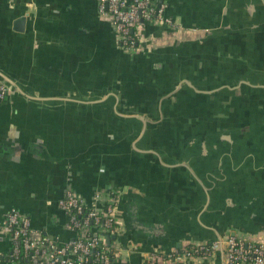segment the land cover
I'll return each instance as SVG.
<instances>
[{"label": "crops", "instance_id": "0c3cea01", "mask_svg": "<svg viewBox=\"0 0 264 264\" xmlns=\"http://www.w3.org/2000/svg\"><path fill=\"white\" fill-rule=\"evenodd\" d=\"M155 2L177 26L146 23L149 52L131 54L98 0H0V70L26 92L0 99V264L11 208L35 233L72 237L58 204L68 188L88 202L122 191L119 264L189 240L264 237V87L229 88L264 84V0Z\"/></svg>", "mask_w": 264, "mask_h": 264}, {"label": "built area", "instance_id": "2783aa9c", "mask_svg": "<svg viewBox=\"0 0 264 264\" xmlns=\"http://www.w3.org/2000/svg\"><path fill=\"white\" fill-rule=\"evenodd\" d=\"M100 14L108 15L116 31L119 47L127 53H148L143 45L146 23L175 28L177 24L165 10V3L155 0H98ZM180 28V26H178ZM13 90L0 82V99ZM122 191L113 186L98 189L92 200L68 188L59 206L68 217L73 233L65 242L56 237L35 233L27 214L11 208L1 221L11 236L10 264H119L127 260L119 247L107 239L123 231L120 217ZM222 246L224 264H264V237L247 238L231 234L222 240H189L179 249L141 253L143 264H185L187 261H210ZM132 246L131 250H137Z\"/></svg>", "mask_w": 264, "mask_h": 264}, {"label": "water", "instance_id": "95a60500", "mask_svg": "<svg viewBox=\"0 0 264 264\" xmlns=\"http://www.w3.org/2000/svg\"><path fill=\"white\" fill-rule=\"evenodd\" d=\"M21 21H24L25 18H21ZM0 82L6 84L9 88H11L13 90V92H21L22 94H26L25 90L13 79L11 78L9 75H7L5 72L0 70ZM248 84L250 86H254V87H258V86H262L264 87V84L262 85H257L252 83L251 81H247V80H240L238 81L236 84L229 86V88L231 90H234L235 88L242 86V84ZM220 88H216L213 89L212 91H218ZM198 92H202V93H208L210 91L207 90H197ZM28 97H31V100L37 101V102H44V103H53V102H57V101H71V102H76L79 99L78 98H74V97H54V98H43V97H39L37 95H30ZM102 99H98L97 101H101ZM85 101V100H84ZM89 102H95L92 99L88 100ZM142 119L144 120L145 117H142ZM123 234V231L121 232V234L117 235V236H112V238H108L107 239V243L108 244H113L115 246H118V244L116 243L117 239L119 236H121ZM218 253L221 254V256L223 257L224 255V251L222 246H220ZM217 253V254H218Z\"/></svg>", "mask_w": 264, "mask_h": 264}, {"label": "bare ground", "instance_id": "6f19581e", "mask_svg": "<svg viewBox=\"0 0 264 264\" xmlns=\"http://www.w3.org/2000/svg\"><path fill=\"white\" fill-rule=\"evenodd\" d=\"M98 8V7H97ZM257 237V236H256Z\"/></svg>", "mask_w": 264, "mask_h": 264}]
</instances>
